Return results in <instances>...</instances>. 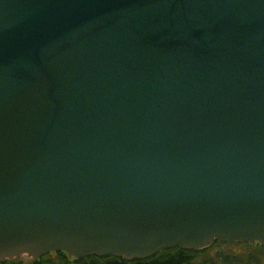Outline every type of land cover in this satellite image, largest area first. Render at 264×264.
<instances>
[{
    "label": "water",
    "instance_id": "obj_1",
    "mask_svg": "<svg viewBox=\"0 0 264 264\" xmlns=\"http://www.w3.org/2000/svg\"><path fill=\"white\" fill-rule=\"evenodd\" d=\"M214 236L264 239V0H0V261Z\"/></svg>",
    "mask_w": 264,
    "mask_h": 264
},
{
    "label": "trees",
    "instance_id": "obj_2",
    "mask_svg": "<svg viewBox=\"0 0 264 264\" xmlns=\"http://www.w3.org/2000/svg\"><path fill=\"white\" fill-rule=\"evenodd\" d=\"M251 248L250 243L226 244L216 240L206 249L188 250L175 247L163 249L146 258L127 259L116 255L73 258L63 251H57L50 252L37 261L24 258L19 262L7 260L0 264H261L264 252H255Z\"/></svg>",
    "mask_w": 264,
    "mask_h": 264
},
{
    "label": "rangeland",
    "instance_id": "obj_3",
    "mask_svg": "<svg viewBox=\"0 0 264 264\" xmlns=\"http://www.w3.org/2000/svg\"><path fill=\"white\" fill-rule=\"evenodd\" d=\"M262 263L261 264H264V256H263V258H262V261H261Z\"/></svg>",
    "mask_w": 264,
    "mask_h": 264
}]
</instances>
